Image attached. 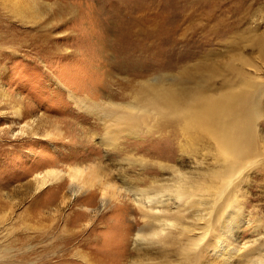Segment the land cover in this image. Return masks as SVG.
<instances>
[{
  "label": "rangeland",
  "instance_id": "374dc122",
  "mask_svg": "<svg viewBox=\"0 0 264 264\" xmlns=\"http://www.w3.org/2000/svg\"><path fill=\"white\" fill-rule=\"evenodd\" d=\"M240 74L250 79L249 89ZM154 80H176L210 96L243 87L252 96L257 147L222 187L234 200L221 212V228L236 255L264 252V0H0V200L9 193L16 233L26 226L30 236L22 246L15 241L12 264H87L95 245L84 246L86 237H109L101 243L108 264H161L165 252L147 257L136 249L151 237L135 242L144 221L122 180L143 189L168 186L177 169L188 181L209 184L212 142L179 128L174 153L172 124L151 117L136 134L114 131L105 146L103 123L79 106L87 99L102 110H125L137 102L141 84ZM56 170L70 173L42 186L39 180ZM78 183L85 188L75 193ZM202 199L187 200L195 208L187 201L167 208L190 222L201 216ZM47 232L72 237L68 251H59ZM205 257L197 264H217L216 255Z\"/></svg>",
  "mask_w": 264,
  "mask_h": 264
},
{
  "label": "bare ground",
  "instance_id": "6f19581e",
  "mask_svg": "<svg viewBox=\"0 0 264 264\" xmlns=\"http://www.w3.org/2000/svg\"><path fill=\"white\" fill-rule=\"evenodd\" d=\"M239 76L242 78V85L247 86V88L251 86L248 84L250 79L247 77L245 79L241 74ZM154 81L143 82L139 96H137V102L128 104L124 107L125 110L118 109L115 106V108L112 106L108 110H102L99 103L87 99L85 102L79 103L86 114L96 116L103 123L104 135L101 140L105 146L112 141V137L115 135L114 131L123 128L136 134L137 127L146 125L147 120L151 117L165 118L172 124L173 130L170 141L174 153L179 148L178 143V146H174V141L180 137L179 128L182 133L195 141L200 140L201 142L207 138L212 142V145L206 144V146H212L213 157H215L213 168H207L209 172L207 171L204 174V179L210 180L209 184L198 185L195 182L188 181V175L177 169H173L172 176L174 175L175 180L172 181V185L168 186H155L152 182L149 189H143L133 184L134 182L131 183L126 179L122 180L125 187L132 192L144 221V226L139 228L135 234V242L137 244L141 242L142 244L150 241L151 237L148 246H140L136 249L141 250L144 256L157 253H161L160 256H163V252H165L161 264H197L202 258L203 260L206 259L207 253L216 255L217 264H234L233 262L236 260L239 264L242 262L241 260L246 264H264V252L256 248L236 255L235 246L227 240V232L223 231L222 233L223 229L221 228L223 223L221 212L226 205L234 200L233 194L230 195L226 192L223 196L225 190L222 187L226 186L227 188L232 176L245 166L257 147L255 130L257 114L253 110L252 96L243 87L230 88L227 92H223L218 96H210L201 88L191 92L176 80L170 82ZM82 142L87 141L82 140ZM94 169L96 170V168ZM64 173L68 175L70 172L47 171L39 182L42 186H45L54 180H59L64 176ZM29 188V186H25L24 192L19 190L23 192L21 193V200L26 197ZM84 188V183H78L77 186L71 187L75 193L81 192ZM1 195H3V192L0 190V197ZM4 195V201L0 200V211L4 212L3 215H5V218L0 221V264H12L14 261L12 252L16 247L15 241H19L22 246L30 236L27 235V232H23L26 226H23V230L16 233L14 220L11 217V212H9L12 208L9 193L7 192ZM195 195L205 198L201 200V204L199 203L202 205L199 210L204 211V213L200 212L201 216L198 217L197 215L190 222L187 221L188 216L181 213L179 209L172 212L167 208L174 202H186ZM221 197H223L222 201H220ZM218 200L219 203H217ZM188 203L190 209L196 207L195 202L190 201ZM103 204H107L105 198ZM217 223L220 229L216 228ZM94 230L95 228L90 231L88 237L95 236V234L92 236ZM52 234L47 232L44 236L55 239L60 245L59 251H68L69 247L67 248L66 245L73 238L61 237L55 232ZM86 239L83 243L84 246L87 247L90 242L95 245L92 250H89L88 254L92 255V261L86 260L87 264H108L109 251L102 249L101 243L109 242V237L106 239L102 237L100 241L96 240V237L91 240L87 237ZM159 245H165L166 247H160ZM44 249L46 252H50L53 247H44ZM254 253L257 256L254 255L256 257L251 260ZM170 255L177 256V261L169 260Z\"/></svg>",
  "mask_w": 264,
  "mask_h": 264
}]
</instances>
